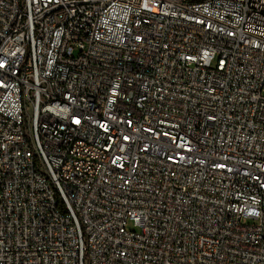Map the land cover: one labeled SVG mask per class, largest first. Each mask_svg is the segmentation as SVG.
Returning a JSON list of instances; mask_svg holds the SVG:
<instances>
[{"label": "built area", "instance_id": "built-area-1", "mask_svg": "<svg viewBox=\"0 0 264 264\" xmlns=\"http://www.w3.org/2000/svg\"><path fill=\"white\" fill-rule=\"evenodd\" d=\"M0 264H264V0H0Z\"/></svg>", "mask_w": 264, "mask_h": 264}, {"label": "rangeland", "instance_id": "rangeland-1", "mask_svg": "<svg viewBox=\"0 0 264 264\" xmlns=\"http://www.w3.org/2000/svg\"><path fill=\"white\" fill-rule=\"evenodd\" d=\"M127 228H128L129 230H136V228L133 226L132 223H128V224H127Z\"/></svg>", "mask_w": 264, "mask_h": 264}]
</instances>
